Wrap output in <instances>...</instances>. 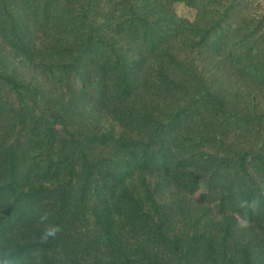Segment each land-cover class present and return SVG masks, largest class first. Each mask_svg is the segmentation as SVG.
Wrapping results in <instances>:
<instances>
[{"label":"trees","instance_id":"trees-1","mask_svg":"<svg viewBox=\"0 0 264 264\" xmlns=\"http://www.w3.org/2000/svg\"><path fill=\"white\" fill-rule=\"evenodd\" d=\"M243 1L0 0V125L17 132L0 131V258L264 264L256 117L192 88L180 54L264 87V20L241 28Z\"/></svg>","mask_w":264,"mask_h":264},{"label":"rangeland","instance_id":"rangeland-1","mask_svg":"<svg viewBox=\"0 0 264 264\" xmlns=\"http://www.w3.org/2000/svg\"><path fill=\"white\" fill-rule=\"evenodd\" d=\"M240 4V6H242V10H245L244 14H246V19H249L250 21L249 24H245V21H241L239 24L242 25L241 28L243 26H246L254 29L256 27V23L253 24L254 20L257 23H260L262 20H264V0H245L243 1V3ZM174 10L180 18L192 19L195 16V10L184 3L175 4ZM180 48V54L183 56V58L188 60V62L190 63L189 67L193 68L194 74L197 76H201L200 80L202 82H194L192 88H195V90L197 91L204 89H213V91L215 92L218 91L222 96L227 99V104L229 106L230 111L236 113V111L240 112L241 110H243L247 112V114L250 113L252 116H255L257 127L254 131V134L256 135L253 140H255V143L259 144L262 139H264V87L259 86V84L256 83L253 84L249 81L247 77L240 78L239 73L237 71L234 73H228L229 70L220 65V60H216L209 53L202 54V52L197 51L193 55H191L190 49L188 48L187 50L186 46L180 45ZM4 59L6 60L9 67V70L7 69V71L10 72L11 64L14 63V69L18 73H20V76H23V79H25L27 73L26 68L25 66L20 64L17 58H13L11 55L8 54L5 56ZM26 79L31 81L30 78L26 77ZM2 95L7 97L8 94L4 91ZM13 96L14 95H11L10 99L8 100V103L13 99ZM233 116H236L238 118L243 117V115ZM233 116L228 119H230L231 121L236 120V117L233 118ZM100 122L102 124H108L105 119L100 120ZM0 129V131L5 132L6 138L11 137V140H13L16 136L15 134H17L16 130L12 128L10 120H8L7 123L3 122L0 125ZM230 139L232 140V137ZM235 141H241L244 143L248 142L247 132L241 134V137L240 135H238L233 140V142ZM94 230L98 229L96 228L95 220L93 219L92 231ZM92 248L94 249V246H92ZM93 258L94 257L89 258L84 262H81L78 260L77 257L73 255H68L66 259H63L61 257L56 261L52 262L54 264H67L68 262L69 264H94ZM66 260H68V262Z\"/></svg>","mask_w":264,"mask_h":264},{"label":"clouds","instance_id":"clouds-1","mask_svg":"<svg viewBox=\"0 0 264 264\" xmlns=\"http://www.w3.org/2000/svg\"><path fill=\"white\" fill-rule=\"evenodd\" d=\"M54 232H55V229L52 228L51 230H49V231L46 232L45 237L53 235ZM0 264H8V262H7L6 259L0 258Z\"/></svg>","mask_w":264,"mask_h":264}]
</instances>
